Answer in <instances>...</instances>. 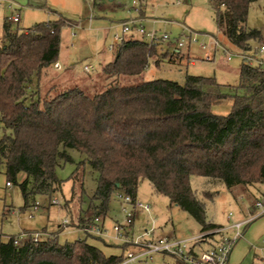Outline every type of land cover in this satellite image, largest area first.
Wrapping results in <instances>:
<instances>
[{
	"label": "trees",
	"instance_id": "trees-1",
	"mask_svg": "<svg viewBox=\"0 0 264 264\" xmlns=\"http://www.w3.org/2000/svg\"><path fill=\"white\" fill-rule=\"evenodd\" d=\"M258 1L209 0L219 32L245 54L262 38L247 25L249 10ZM64 25L59 20L13 29L7 20L3 26L0 172L7 183L19 186L25 210L36 196L51 198L61 190L57 170L74 163L69 150L83 156L71 176L79 185V203L86 195L85 167L98 174L89 199L95 211L91 219L107 215L114 195L135 202L141 181L147 180L157 194L191 214L203 234L219 226L206 221L192 177L223 183L231 191L264 185V68L242 63L239 84L229 87L232 95L222 92L223 85L213 77L188 75L185 85L138 82L157 45L131 35L102 67L100 90L90 94L50 81L43 89L41 79L58 63ZM227 99L233 101L231 113L215 115L212 107ZM31 236L4 240L0 234V264H119L130 248L123 244L120 255L106 256L86 240L61 245L58 235L37 242Z\"/></svg>",
	"mask_w": 264,
	"mask_h": 264
},
{
	"label": "rangeland",
	"instance_id": "rangeland-1",
	"mask_svg": "<svg viewBox=\"0 0 264 264\" xmlns=\"http://www.w3.org/2000/svg\"><path fill=\"white\" fill-rule=\"evenodd\" d=\"M20 10L21 22L19 29H30L44 22H65L61 30V44L58 64L61 70L53 66L48 70L47 79L43 77L40 86L45 88L47 82L60 83L68 88L79 86L93 94L104 85L102 67L114 60L117 44L114 36L123 34V24L134 22L137 27L144 28L146 34L156 33L157 38L163 35L170 40L158 42L156 55L150 59L146 71L140 81L166 80L185 85L187 76L213 77L222 86V92L234 94L229 87L239 84V69L243 63V53L233 46L219 32L209 0H9ZM0 0V46L3 45V24L11 18L8 2ZM247 25L258 30L262 38L252 43V53L255 60L262 62L264 68V53L259 48L264 45V0L254 3L248 14ZM135 28L134 25H132ZM131 26V28H132ZM16 29L17 26H12ZM131 35L135 39H143L152 44L150 37L142 36L136 31ZM191 36V41L189 40ZM184 42L180 53H176L177 40ZM215 40L219 46L215 49ZM113 47L112 51L110 47ZM205 46L210 52L201 49ZM210 60L206 59L207 55ZM231 55V61L228 56ZM160 62L159 66L156 61ZM194 60V64L191 63ZM92 67L89 73L84 70ZM233 101L224 100L212 107L215 115L227 116L231 113ZM73 164H67L57 170V175L63 185L60 191L51 198L36 196L30 203L31 207L24 209V199L19 186H7L4 171L0 172V234L6 240L10 236L58 235L61 245L86 240L90 245L100 249L106 256L120 255L123 243L113 239V227L116 222L123 223L122 200L116 195L111 199L109 210L105 216V227L108 237L98 239L85 235L76 222L82 211L83 218L91 219L95 211L90 207V198L96 189L98 174L89 166L85 167L84 188L86 195L79 203L77 193L79 185L71 180L77 165L83 161V156L69 150ZM23 180V177H21ZM11 184V183H10ZM191 188L198 201L206 210L208 223L228 228L236 222L251 220L242 229V236L235 242L229 256L228 264H264V214L261 209L252 210V206L264 198V185L238 187L228 190L223 183L203 177H192ZM74 192V194H73ZM56 198L59 205L52 204ZM71 202L69 209L65 208ZM137 201L150 204L153 213H138L135 218L134 233L141 235L144 230L152 228L156 223V236L173 237L179 240H189L201 235L202 225L188 212L171 204L169 199L157 194L147 180L141 181L138 187ZM38 204V207H35ZM130 207L129 205H127ZM32 213V217H29ZM233 217L228 220V215ZM68 219L69 226H62V221ZM235 231L215 235L208 242L194 246L199 250H208L214 243H220L222 237L233 239ZM129 251V249H127ZM144 264H178L169 255H153Z\"/></svg>",
	"mask_w": 264,
	"mask_h": 264
},
{
	"label": "built area",
	"instance_id": "built-area-1",
	"mask_svg": "<svg viewBox=\"0 0 264 264\" xmlns=\"http://www.w3.org/2000/svg\"><path fill=\"white\" fill-rule=\"evenodd\" d=\"M9 1V0H5ZM1 5V3H0ZM8 10L11 11V18L8 19V22L12 26H19L21 22L20 10L16 9L14 4L10 1L8 2ZM135 28H133V26ZM132 26V28H131ZM133 31H136L140 35H145L150 37L153 43H158L160 41L165 42L169 41L170 38L167 35H163L160 38H157L156 33H148L144 31V28L137 27L134 22L124 23L123 24V34L120 36L116 34L114 36V41L116 44L121 43L126 35H130ZM189 40L191 41V36H189ZM177 47L175 49L176 53L181 52V48L184 47V42L179 39L176 41ZM215 49L219 46V42L215 40L214 43ZM113 47H110L112 50ZM202 50L210 52V49H207L205 46L201 47ZM260 53H264V45L259 48ZM207 60L211 59V56L208 54L206 56ZM232 56H228V61H231ZM194 64V60L191 62ZM243 63L245 65L252 66L253 68H263L262 62L255 60L253 56L249 54H245L243 56ZM56 70H61V65L56 63L54 65ZM86 72H90L93 70L92 67L86 66L84 68ZM8 187H11L10 183H7ZM118 198L122 200V214L124 217V222H116L113 227V239L121 242L123 244L130 245L129 251H126L123 257V260L119 264H144L147 263L149 259L152 258L153 255H169L176 259L178 264H228L230 253L233 249L235 242L242 236V229L249 223L251 220H245L241 222H236L230 225L228 228L219 227L207 233L201 234L197 238L189 239V240H179L173 237H158L156 236V223L152 222L153 226L149 230H144L141 235H135L134 233V225L135 218L138 213H148L152 215L153 209L150 204H143L140 201L132 202L130 197L124 195H118ZM52 204L59 205V201L54 198L51 202ZM129 205L130 207H128ZM35 207H38V204H35ZM255 207L262 210L264 214V198L258 200L255 204ZM32 217V213L30 214ZM233 217L232 213H230L227 217L228 220H231ZM62 226H69L68 219L62 221ZM77 228L82 231L85 235H90L99 238L108 237V231L105 227V217L98 216L94 219L84 218V221L77 222ZM233 230L235 231V236L233 239H228L222 237L220 243H214L208 250H198L197 245L200 247L201 244L206 242H202L203 237L207 235H219L225 234L227 231ZM27 235H21L20 238H25ZM34 242L40 240L41 236L38 234L31 236ZM194 242L195 246L193 248H189V244Z\"/></svg>",
	"mask_w": 264,
	"mask_h": 264
},
{
	"label": "crops",
	"instance_id": "crops-1",
	"mask_svg": "<svg viewBox=\"0 0 264 264\" xmlns=\"http://www.w3.org/2000/svg\"><path fill=\"white\" fill-rule=\"evenodd\" d=\"M7 21V20H6ZM5 23V22H4ZM3 26H4V24H3ZM3 33H4V28H3ZM30 217V216H29ZM78 222V221H77ZM76 222V223H77ZM219 227H221V226H219ZM4 237H7L6 235H3Z\"/></svg>",
	"mask_w": 264,
	"mask_h": 264
}]
</instances>
